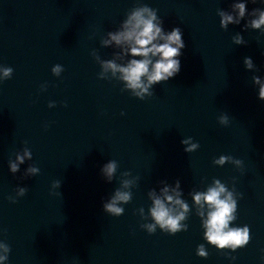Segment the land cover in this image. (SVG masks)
<instances>
[{
  "label": "water",
  "instance_id": "95a60500",
  "mask_svg": "<svg viewBox=\"0 0 264 264\" xmlns=\"http://www.w3.org/2000/svg\"><path fill=\"white\" fill-rule=\"evenodd\" d=\"M233 2L140 0L185 43L179 74L141 101L111 73L99 79L92 56L112 59L118 50L100 42L137 0H0V244L11 249L3 264H264V102L252 84L253 75L264 78V36L242 31L244 21L220 28L217 10ZM254 8L264 3L249 0ZM237 32L246 45L232 44ZM246 57L258 71L245 69ZM55 65L64 69L58 76ZM188 138L197 151L185 153ZM25 148L32 160L13 175L8 162ZM222 155L232 159L214 165ZM111 160L118 170L107 183L101 168ZM29 165L39 174L25 178ZM123 179H135L124 189L132 200L114 217L103 203ZM177 179L189 210L173 236L152 219L149 193L167 186L171 195ZM217 179L236 202L229 227H249L246 245L218 249L205 239L208 208L200 216L193 196Z\"/></svg>",
  "mask_w": 264,
  "mask_h": 264
},
{
  "label": "clouds",
  "instance_id": "9594fccd",
  "mask_svg": "<svg viewBox=\"0 0 264 264\" xmlns=\"http://www.w3.org/2000/svg\"><path fill=\"white\" fill-rule=\"evenodd\" d=\"M249 0H234L230 11L222 9L217 10V16L220 20V28L227 31L230 25L239 26L244 21L242 31H257L264 36V9L254 8L248 11L247 4ZM264 3V0H260ZM256 4L257 0H251ZM107 38L101 40V47L107 49L115 46L112 59L103 60L97 52L93 51L92 56L100 66L98 78L104 80L105 74L111 73V76L118 83L123 85L122 91L129 92L138 100H145V97H152L153 89L156 85L166 83L177 76L181 70L180 57L185 48L183 32L179 27L171 31L164 30V21L157 15V10L137 0L136 5L126 14V18L115 31H109ZM246 41L240 32L232 37V44L236 46L246 45ZM117 60L121 63H117ZM244 67L249 72H256L259 69L253 63L250 57L243 61ZM54 75H59L64 71L60 65L52 68ZM13 69L11 67L3 68V79L8 80L12 77ZM252 84L258 89V100L264 102V78L258 75L252 76ZM53 103L49 104L52 107ZM67 105H65L66 107ZM123 115V113H121ZM219 123L227 126L229 118L227 115L219 117ZM185 153H193L198 150L199 144L193 143L191 138L181 140ZM231 156H220L213 160V164L223 166L226 161L231 160ZM25 160H32L31 151L28 148L23 149V153H16L15 160H9L8 167L10 173L15 175L20 171V165ZM237 164L239 160L235 161ZM118 170V163L111 160L101 168V176L107 183H112ZM39 174L36 166L29 165L24 173V177H34ZM123 176H130V172L122 173ZM135 183V179H123L120 181V188H117L108 202L103 203V211L114 217H119L124 213V208L118 206L121 203L127 204L132 200V192L125 191L130 189ZM176 187L169 194V187H164L161 195L157 196L155 191H151L149 196L152 200L150 214L155 224L160 225L161 229H167L170 235H176L180 229V221L185 219V214L189 206L179 197L181 193L177 191L180 188V181H175ZM61 186L60 181L52 184L53 189ZM17 196L23 197L28 191L25 187H18ZM226 193V188L217 179L214 186L209 187L206 192H197L193 196L195 204L201 209L200 216H203L205 205L208 208L207 219L203 221L206 228L205 239L209 245L216 246L218 249H224L229 246H242L249 242V227H229L230 222L235 219L233 213L236 209V202L232 199L231 193ZM162 197V198H161ZM11 203H16L17 198L8 197ZM172 205V206H169ZM143 211V209H141ZM150 232L154 231L155 225H148ZM5 255L0 256V264L8 260L10 246L0 244ZM235 252L236 249L233 248ZM198 255L205 257L207 253L204 246L198 247ZM235 259V257H232Z\"/></svg>",
  "mask_w": 264,
  "mask_h": 264
}]
</instances>
